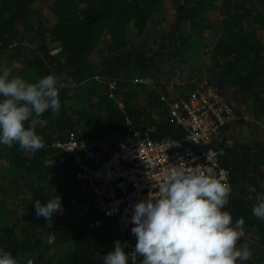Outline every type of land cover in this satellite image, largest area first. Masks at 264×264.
<instances>
[{
	"label": "trees",
	"instance_id": "16d2710c",
	"mask_svg": "<svg viewBox=\"0 0 264 264\" xmlns=\"http://www.w3.org/2000/svg\"><path fill=\"white\" fill-rule=\"evenodd\" d=\"M165 1L173 7V21L166 32L154 33L147 23L153 19L165 22ZM42 4L56 14L50 27L36 7ZM212 12L217 14L220 24L211 20ZM250 21L264 30V0H221L219 4L215 0H0V57L11 53L13 60H21L23 70L33 76L29 82L55 74L68 85L60 90L59 114L48 111L39 118L48 121L46 127L41 128L35 122L25 125L33 123L45 148L33 151L28 158L18 145L11 149L0 145V160L5 154L3 159L8 166L16 169L12 184L14 193L21 196L17 205L30 207L29 213L20 215V225L7 223L6 217L15 215V210L6 208L7 187L1 183L0 176V248L10 252L17 264H29V261L32 264H103V257L109 253L116 235L111 227L91 225L94 212L63 230L56 226L60 214L53 216L49 228H38L39 218L48 221L34 215L35 200L43 205L56 195L62 198V209L69 208L64 169L44 165L45 156L54 152L51 145L56 140H65L76 126L90 138L122 135L123 113L115 98H121L125 113L139 122L141 130L147 125L156 127L150 135L152 140L177 137L180 130L170 122L156 90L134 86L131 82L136 77L149 76L155 86L164 88L172 77L181 73L175 64L191 65L193 54L207 53V37L212 34L217 38L208 50L211 79L236 105L250 102L254 115L264 117V40L256 35L246 36L245 25ZM131 24L143 27L137 43L129 40ZM46 34L50 42L61 47L59 53L50 54L53 46L47 42ZM145 36L153 37L155 50L144 47ZM11 44L14 47L7 52ZM95 52L102 54L98 64L91 61ZM168 66L169 70L164 71ZM161 73L166 82L159 79ZM191 79L179 85L173 83L174 93L184 97L193 92L196 85ZM113 80H117V87L112 91L114 98H110L108 82ZM155 108L159 110V119L151 117ZM235 114L240 116L237 108ZM255 154L260 157V164L256 163ZM221 166L230 169L233 191L226 210L234 223L243 217L244 232L255 231L256 235L255 244L249 248L254 260L244 264H264V253H258L264 243V221L252 215L257 194H264V144H236L227 148ZM49 233L56 234L52 244L47 243ZM71 241L74 248L70 254L54 261L53 250ZM244 242L242 238L237 246Z\"/></svg>",
	"mask_w": 264,
	"mask_h": 264
},
{
	"label": "built area",
	"instance_id": "2783aa9c",
	"mask_svg": "<svg viewBox=\"0 0 264 264\" xmlns=\"http://www.w3.org/2000/svg\"><path fill=\"white\" fill-rule=\"evenodd\" d=\"M46 38L49 42L48 34ZM13 47L14 44L9 45L6 51ZM60 50L61 47L55 45L50 54L55 55ZM191 82L196 88L184 97L174 93L171 83L164 88L155 86L149 76L136 77L131 82L134 86L156 90L170 122L180 130L177 137L152 140L150 135L155 133L156 127L147 125L141 130L139 122L125 113L121 98H115L123 113L122 135L90 138L76 126L65 140H56L51 145L54 152L45 156L44 165L64 169L67 179L64 189L69 200V208H63L56 220L58 229L72 226L94 212L93 227H111L115 232L109 252L114 250V242L120 241L125 252L131 253L136 245L131 232L133 206L147 200L149 193L155 190L153 184L160 170L183 161L188 167L208 166L217 177L224 170L230 184V169L221 166V159L226 156L227 148L233 147L228 128L236 120L237 105L211 78L204 76L197 80L195 77ZM116 87L117 80L108 82L110 98H114L112 91ZM92 129L90 125L89 130ZM23 155L27 157L26 153ZM232 195L233 191L229 199ZM16 204L13 205L16 207ZM248 234L245 233L243 239L255 244V233L251 237ZM260 247L264 250V243ZM140 258L136 256L133 261L130 256L129 264H141Z\"/></svg>",
	"mask_w": 264,
	"mask_h": 264
},
{
	"label": "clouds",
	"instance_id": "9594fccd",
	"mask_svg": "<svg viewBox=\"0 0 264 264\" xmlns=\"http://www.w3.org/2000/svg\"><path fill=\"white\" fill-rule=\"evenodd\" d=\"M68 85L55 74L35 82L12 75L10 69L0 73V145L11 149L40 150L46 147L33 123L41 128L48 121L39 119L46 112L58 115L61 109L60 90ZM212 168L188 167L183 161L158 173L154 191L147 200L133 206L131 232L136 237L134 251L126 253L120 241L114 250L103 257V264H129V257L141 264H237L248 261L252 251L238 247L245 236V220L233 222L225 210L231 195L227 173L213 176ZM252 215L264 221V194H257ZM37 217L52 222L62 212V198L54 196L47 203L34 202ZM49 224V226H50ZM56 234L49 233L47 243L55 242ZM0 264H17V260L0 248ZM29 264H32L29 261Z\"/></svg>",
	"mask_w": 264,
	"mask_h": 264
},
{
	"label": "rangeland",
	"instance_id": "374dc122",
	"mask_svg": "<svg viewBox=\"0 0 264 264\" xmlns=\"http://www.w3.org/2000/svg\"><path fill=\"white\" fill-rule=\"evenodd\" d=\"M221 0H215L217 4L220 3ZM36 7L39 8L41 13L44 16V21L47 25V27H50L52 23L55 21L56 14L50 12L45 4L42 5H36ZM164 8H165V13L163 15L165 22H161L159 19H153L151 23H147L149 27H151L154 31V33L158 32H166L168 30L169 25L173 21V7L169 1L164 2ZM210 18L211 20L216 23L220 24L219 18L216 13H210ZM146 27V24L145 26ZM143 29L136 27L135 24H131L128 28V35H129V40L131 43H137L139 41L138 39V33L140 30ZM246 29V36L248 38H251L253 35H256L260 39L264 40V30H261L257 25H254L252 21L247 23L245 25ZM216 36L214 34L209 35L207 37L206 45L207 47L205 48V51L207 53L199 54L198 56L194 55V59L191 62V65H179L175 64L176 67H179L181 70V73H178L174 77L171 78V84L173 85H179L182 84L184 81L188 80L190 77L192 78H202L204 76H207L211 78L212 76V71H211V63H210V58L208 54L209 48L212 47L216 40ZM48 40L50 42V36L48 35ZM51 46H53L54 42H50ZM143 45L146 49H156V45L153 44V37L151 36H145V39L143 41ZM11 53H7V55H10ZM7 55L1 56V63H0V73L4 69H10L12 75H18L26 80H31L32 79V74L29 76L28 73L23 70V63L21 60L19 61H13V59ZM102 54L99 52H95L93 54L92 60L94 63L98 64L101 60ZM169 66L163 68L164 71L169 70ZM193 69V70H192ZM192 70V72H191ZM161 82H166L164 73H161L160 78ZM157 108H155L152 113L151 117L156 116V117H161L160 113L157 114ZM237 110L240 112V116H236V120L234 123V127L232 128L233 130L231 131V136L230 139L233 141L232 145L236 144H248L250 146H253L255 143L264 144V117L262 118H257L254 113H253V108L251 106V103L249 102L248 105H238L237 104ZM158 118V119H159ZM241 119H244L243 122H241ZM239 122V123H238ZM26 155L28 152H26ZM29 155V154H28ZM27 155V157H28ZM32 155V154H31ZM29 155V156H31ZM256 155V154H255ZM5 154L2 155L1 160H0V176L2 177L1 183L6 185L7 187V199L5 200V205L7 209H14L15 210V215H10L7 216V223L12 224H19L20 225V215L22 213H29L30 212V207L28 204L24 205H17L16 207L13 205L14 202H19L20 197L17 194L14 193V186H13V179L16 175V169L10 168L8 164L6 163L5 159ZM29 158V157H28ZM255 161L256 163H261L260 157L255 156ZM27 194V193H26ZM14 206V207H13ZM35 216L36 212L34 213ZM39 218V217H38ZM2 220V219H1ZM49 222H45L44 220L39 218L38 221V228L39 229H47L49 228ZM255 231H250L249 236H253ZM254 245L253 243H250L249 241H245L241 246V248H250V246ZM74 248V242L71 241L67 244L58 246L56 251L53 250V259L54 261H57L58 258H64L70 254L72 249ZM260 249L258 253H264ZM264 251V250H263ZM251 260H254V256H252ZM237 264H244V261H238Z\"/></svg>",
	"mask_w": 264,
	"mask_h": 264
},
{
	"label": "crops",
	"instance_id": "0c3cea01",
	"mask_svg": "<svg viewBox=\"0 0 264 264\" xmlns=\"http://www.w3.org/2000/svg\"><path fill=\"white\" fill-rule=\"evenodd\" d=\"M55 45H58V44H57V43H54L53 46H55ZM6 55H7V54H6ZM7 56L11 57V54H10V55H7ZM92 57H93V56H92ZM92 57H91V61L93 62ZM11 58H12V57H11ZM13 61H16V60H13ZM17 61H19V60H17ZM0 63H1V58H0ZM156 111H157V114H159V110L157 109ZM152 117H153V116H152ZM153 118H154V119H158L159 117L154 116ZM234 123H235V122H234ZM233 125H234V124H233ZM233 125H231V126L228 128V132H229V135H230V136H231V131L233 130L232 128L234 127ZM231 141H232V140H231ZM232 143H233V141H232ZM26 152H28V154L31 155L33 151L28 150V151H26ZM28 154H27V155H28ZM29 155H28V157H30Z\"/></svg>",
	"mask_w": 264,
	"mask_h": 264
}]
</instances>
